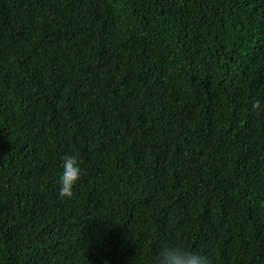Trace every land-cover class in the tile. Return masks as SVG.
Instances as JSON below:
<instances>
[{"label":"trees","instance_id":"1","mask_svg":"<svg viewBox=\"0 0 264 264\" xmlns=\"http://www.w3.org/2000/svg\"><path fill=\"white\" fill-rule=\"evenodd\" d=\"M165 244L264 264V0H0V264Z\"/></svg>","mask_w":264,"mask_h":264},{"label":"clouds","instance_id":"2","mask_svg":"<svg viewBox=\"0 0 264 264\" xmlns=\"http://www.w3.org/2000/svg\"><path fill=\"white\" fill-rule=\"evenodd\" d=\"M261 108V101L257 99L252 109ZM62 172L59 176V194L61 197L71 198L73 189L81 178L82 169L77 157L65 155L61 158ZM153 264H209L206 256L191 251L177 244H165L156 253Z\"/></svg>","mask_w":264,"mask_h":264}]
</instances>
